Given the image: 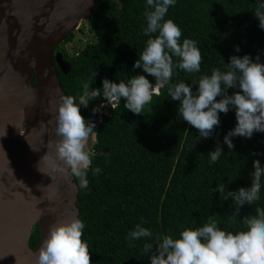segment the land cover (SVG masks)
I'll return each instance as SVG.
<instances>
[{"label": "trees", "instance_id": "1", "mask_svg": "<svg viewBox=\"0 0 264 264\" xmlns=\"http://www.w3.org/2000/svg\"><path fill=\"white\" fill-rule=\"evenodd\" d=\"M261 2L264 0H176L165 19L181 28V40L197 42L203 59L198 73L174 69L170 83L186 82L195 93L198 85L192 83L210 76L214 69L226 71L233 55L247 54L254 61L259 56L264 63V30L254 17ZM145 10L146 0H95L83 23L54 47L68 65L65 74L57 69L64 95L76 97L79 103L82 85L89 83L90 91L101 90V97L93 100L98 102L105 100L104 79L127 82L135 75H145L155 84L154 77L133 69L149 38L142 31L147 26ZM80 33L89 38L75 49L65 48ZM124 103L122 98L116 107H107L96 134L87 141L85 150L92 154L86 170L88 186L81 188L80 178L73 176L78 186L75 206L84 223L82 239L89 246L91 264H150V254L143 252V244L150 241L127 238L140 223L154 236L173 239L180 238L186 228L202 227L210 216L221 230L247 231L243 218L255 215L257 207L264 209V178L260 199L241 208L237 217L232 199L224 201L213 189L221 184L227 186L226 192L251 187L253 161L259 160L264 167V133H254L251 139L233 137L234 148L229 151L224 136L237 123L235 111L230 110L220 113V125L212 137L197 141L199 132L178 114L179 102L169 97L167 86L140 115L128 111ZM81 115L91 121L94 117L83 106ZM217 144L224 152L210 162L208 152ZM96 168L100 172L94 175ZM37 241L35 225L29 247Z\"/></svg>", "mask_w": 264, "mask_h": 264}, {"label": "clouds", "instance_id": "2", "mask_svg": "<svg viewBox=\"0 0 264 264\" xmlns=\"http://www.w3.org/2000/svg\"><path fill=\"white\" fill-rule=\"evenodd\" d=\"M175 2L146 0L144 15L147 26L142 31L149 38L133 69H142L148 76L154 77L155 84L145 75H135L127 82L120 80L119 83L104 79L102 96L111 108L120 104L123 98L124 107L134 115H140L153 96L159 95L160 90L167 86L169 97L179 102L178 114L199 132L197 141L213 136L220 125V113L234 110L236 126L223 140L232 151L233 137L251 139L254 133H264V63L260 62L259 56L254 61L247 54L233 55L226 63V71L214 69L210 76L204 75L198 82H193L192 85H198L195 93L186 82L171 84L174 69L198 73L203 59L197 42L187 38L181 40V28L172 19H165ZM254 17L264 30V2L258 4ZM235 51H240L238 46ZM174 57L178 58V62H174ZM82 88L79 103L74 96L61 97L56 116L55 132L59 139L55 152L56 159L65 166L60 171H65V168L70 170L74 177L80 178V187L86 188V170L92 164V154L85 148L89 137L96 134V124L81 115V106L87 108L90 101L101 97V90L90 91L89 83H84ZM229 89L236 91L229 94ZM217 97H220L219 101ZM103 107L93 108V114ZM223 152L217 144L213 151L208 152L210 162L217 161ZM253 168L250 188L241 187L238 191L226 192L227 186L221 184L213 189L220 193L224 201L232 199L235 206L233 215L236 217L241 208L251 206L260 199L264 167L259 160H254ZM99 172V168L93 169L94 175ZM255 213L243 218L247 231L233 233L221 230L216 219L210 216L202 227L183 230L178 239L169 235L154 236L142 223L137 224L127 238L131 241H150L143 244V252L150 254V264H264V209L257 207ZM83 228L84 223L78 218L52 224L39 248L38 264H91L89 246L82 239Z\"/></svg>", "mask_w": 264, "mask_h": 264}, {"label": "water", "instance_id": "3", "mask_svg": "<svg viewBox=\"0 0 264 264\" xmlns=\"http://www.w3.org/2000/svg\"><path fill=\"white\" fill-rule=\"evenodd\" d=\"M94 3L0 0V264H38L49 227L78 218V186L55 152L64 96L57 69L65 74L68 65L54 47Z\"/></svg>", "mask_w": 264, "mask_h": 264}, {"label": "built area", "instance_id": "4", "mask_svg": "<svg viewBox=\"0 0 264 264\" xmlns=\"http://www.w3.org/2000/svg\"><path fill=\"white\" fill-rule=\"evenodd\" d=\"M100 105H104L103 108H101V110L99 112H97L96 114H94V117L92 119V121L96 124V127L97 125L101 122V119H102V116L105 115L107 113V107L111 108V106L107 103V101H98V102H95V101H90L89 102V105L88 107L86 108L88 111H91L93 112V108H97L99 107ZM95 127V129H96ZM94 129V130H95Z\"/></svg>", "mask_w": 264, "mask_h": 264}, {"label": "rangeland", "instance_id": "5", "mask_svg": "<svg viewBox=\"0 0 264 264\" xmlns=\"http://www.w3.org/2000/svg\"><path fill=\"white\" fill-rule=\"evenodd\" d=\"M82 23H83V21L80 22V24H82ZM79 26H80V25H79ZM85 28H86V27H85V25H84L83 30H84ZM88 36H89V35H88L87 33L76 34L74 40H73L72 42L68 43V44L65 46V48H68V49H70V48H71V49H75L77 45H80V44L83 43V39H84V38H89Z\"/></svg>", "mask_w": 264, "mask_h": 264}]
</instances>
